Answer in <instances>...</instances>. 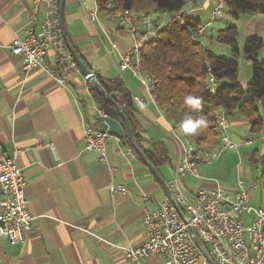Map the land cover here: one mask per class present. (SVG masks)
I'll return each mask as SVG.
<instances>
[{"label": "crops", "instance_id": "obj_1", "mask_svg": "<svg viewBox=\"0 0 264 264\" xmlns=\"http://www.w3.org/2000/svg\"><path fill=\"white\" fill-rule=\"evenodd\" d=\"M220 1L194 0L185 5L192 16L206 14V19L198 18L204 27L202 39L207 38L210 49L217 44L211 39L218 30L212 22H230L219 15L212 19ZM31 8L32 0H0V142L24 172V192L33 217L24 242L13 244L0 235L2 264H164L157 253L138 261L123 259L119 246H138L147 238L144 210L155 208L168 195L136 153H128L130 146L122 139L112 135L106 141L113 172L98 162L97 153L83 151V129L97 127L95 119L100 115L89 83L79 71L66 84L42 69L22 73L20 59L11 55L9 47L16 34L24 36ZM44 9L42 1L39 18ZM162 15L159 23L165 22L168 11ZM241 16L245 35H264V14ZM63 23L71 45L96 77L121 79L132 98L143 100L142 108L133 100L131 124L146 150L157 145L165 148L166 158L155 169L167 182L186 141L178 134L179 125L164 117L138 78L119 69L120 56L133 44L131 33L119 27L113 16L98 11L95 0H64ZM47 60L54 65L53 51ZM239 83L245 87L247 81ZM228 121V137L238 147L201 164L198 177L186 176L184 192L190 196L198 188L217 185L233 190L241 181L246 185L247 204L264 208L259 162L264 131L251 132L248 120L237 112ZM111 183L124 184L128 193L112 195ZM252 217V213L242 214L245 222Z\"/></svg>", "mask_w": 264, "mask_h": 264}, {"label": "built area", "instance_id": "obj_2", "mask_svg": "<svg viewBox=\"0 0 264 264\" xmlns=\"http://www.w3.org/2000/svg\"><path fill=\"white\" fill-rule=\"evenodd\" d=\"M42 1L45 9L39 18ZM59 3L60 0H32L30 16L23 29L24 36L16 34L9 50L11 55L20 59L22 73L42 69L60 84H66L78 68L62 37ZM222 7V1L216 4L212 19L220 14ZM111 8L112 5L107 6V9ZM90 15L96 17L95 13ZM113 17L118 26L129 30L133 37V44L120 56L118 67L129 70L150 91L152 86L141 66L139 51L144 41L156 35L154 17L151 13L132 14L127 10ZM203 28L199 26L196 34L203 36ZM50 51L54 52V65L47 60ZM214 88L215 82L210 76L208 91L212 92ZM133 100L138 108L144 106L142 99L134 97ZM98 111L101 116H106ZM216 119L220 133L219 146L211 151H199L185 138L186 148L166 182L178 209L169 198H164L155 208L145 209L142 225L147 238L138 246H119L124 260L138 261L150 253H157L163 257L164 264H210L194 242L190 228L213 264H264V208L247 204L246 185L243 182L239 181L233 190L221 185L212 189L198 188L190 196L185 194L182 186L186 176L198 177L201 164L211 163L225 149L238 147V143L228 137L229 121L223 110L218 111ZM111 136L107 130L87 125L83 129L82 149L97 153L98 162L107 165L109 171L113 172L105 149L106 141ZM48 147L53 148L51 144ZM128 153L134 155L131 148ZM24 185V172L0 142V235L13 244L24 242L33 218ZM109 191L112 195L127 194L128 188L124 184L111 183ZM244 213H252L250 222L243 220Z\"/></svg>", "mask_w": 264, "mask_h": 264}, {"label": "trees", "instance_id": "obj_3", "mask_svg": "<svg viewBox=\"0 0 264 264\" xmlns=\"http://www.w3.org/2000/svg\"><path fill=\"white\" fill-rule=\"evenodd\" d=\"M192 1L194 0H95V3L98 11L110 16L123 10L132 14L144 12L157 15L154 18L156 35L144 41L139 51L141 66L152 86L150 93L164 117L176 125H179L186 114L193 117L203 114L208 120V128L199 136L187 139L199 151H211L220 144L216 119L219 110H223L227 117L234 112L245 117L251 132L264 131V59H256L264 42L261 38L249 37L243 44V56L251 61V78L243 87L238 81L239 64L236 58L240 50L237 43L238 27L235 23L227 22L211 37L213 41L227 45L233 59L217 55L203 44V36L196 34L201 26L196 16L184 14L176 17L171 11L165 22L159 23V18L163 17L162 13L171 9L177 11ZM222 2L229 16L235 20L241 15L264 14V0ZM108 5H112V8L107 9ZM210 76L215 82L212 92L208 91ZM97 79L132 122V112L135 109L133 98L122 80H104L99 76ZM89 90L98 109L124 127L115 107L90 84ZM189 94L202 98L200 111H193L183 103L184 97ZM132 128L136 144L143 150L150 163L154 167L163 163L166 158L165 148L157 145L153 150H146L141 145L140 135L135 132L133 125ZM122 141L130 146L127 139ZM259 162L264 178V150Z\"/></svg>", "mask_w": 264, "mask_h": 264}, {"label": "water", "instance_id": "obj_4", "mask_svg": "<svg viewBox=\"0 0 264 264\" xmlns=\"http://www.w3.org/2000/svg\"><path fill=\"white\" fill-rule=\"evenodd\" d=\"M63 4L64 0H60L59 3V18H60V28H61V33L62 37L64 40V43L70 52L73 61L76 63L78 71L82 74L84 77L85 81L88 82L92 88L97 91L102 97H104L106 100H108L116 109L118 114L121 116L123 122H124V127L115 119L109 117V116H101L99 115L96 117V122L98 123V127L102 130H107L110 135L116 136L120 139H127L129 141L130 147L136 153V155L141 159V161L149 168V170L152 172L154 177L157 179V181L161 184V186L164 188V190L167 192L168 198L172 202V204L175 206V208L178 209L177 205L174 203L171 193L168 189V186L164 180L160 178L158 175V172L156 171L155 167L153 166L152 163L147 159L145 156L143 150L136 144L135 138H134V132L133 128L131 125V122L129 119L126 117L124 114L123 110L121 107L112 99V97L104 90V88L101 86L99 83L97 77L93 73V71L87 67V65L83 62V60L80 58L78 52L74 49V47L71 45L67 34L65 32L64 28V23H63ZM190 233L193 235L194 242L196 245L200 248L202 253L205 255L207 260L209 261L210 264H213L212 259L209 257L207 254L203 244L200 242V240L197 238V236L193 233L192 229L189 228Z\"/></svg>", "mask_w": 264, "mask_h": 264}, {"label": "rangeland", "instance_id": "obj_5", "mask_svg": "<svg viewBox=\"0 0 264 264\" xmlns=\"http://www.w3.org/2000/svg\"><path fill=\"white\" fill-rule=\"evenodd\" d=\"M216 6V5H215ZM192 10V8H191ZM172 11L173 15L175 14L176 17H180V16H183L184 14L190 16L191 12L190 10H188V8L185 7V5H183L180 9H178L177 11L175 9H171L168 11V14ZM199 17V16H198ZM201 17V20L202 19H206L207 16L205 13H202V15H200ZM199 17V18H200ZM220 18H223L227 21L230 20V22H233L237 25L238 27V36H237V43H238V46H239V50H240V54L239 56L236 58L238 64H239V70H238V81H242V82H248L251 78V61L250 60H247L244 56H243V53H242V47H243V44L245 42V40L247 38H249V36L245 35L244 34V29H243V19L241 16L239 18V20H235L233 18H231L229 16V14L227 13V10L225 7H222L221 9V13L219 14ZM217 23L215 22H212V27L213 29L217 30V29H221L225 26L226 22L223 23L221 20L219 21H216ZM229 22V21H227ZM219 23V24H218ZM251 37H257V36H251ZM258 38H261L264 42V35H260ZM203 44L205 46H208L209 43H208V40L207 38L205 37V39L203 40ZM212 50L217 54V55H221V56H225V57H229V58H232L231 56V53H230V50H229V47L227 45H224V44H219L217 43L216 45H212ZM209 47V46H208ZM233 59V58H232ZM256 59L257 60H263L264 59V46L261 48V50L258 52V54L256 55Z\"/></svg>", "mask_w": 264, "mask_h": 264}, {"label": "clouds", "instance_id": "obj_6", "mask_svg": "<svg viewBox=\"0 0 264 264\" xmlns=\"http://www.w3.org/2000/svg\"><path fill=\"white\" fill-rule=\"evenodd\" d=\"M183 103L193 111L198 112L202 106V98L189 94L184 97ZM207 128L208 120L203 114L198 117H193L191 114H186L185 117L179 122L178 134L186 138L195 137L199 136Z\"/></svg>", "mask_w": 264, "mask_h": 264}]
</instances>
